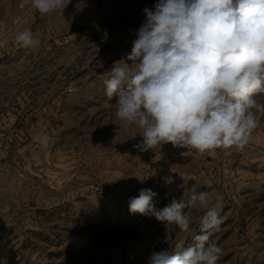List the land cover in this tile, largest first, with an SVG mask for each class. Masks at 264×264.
Returning a JSON list of instances; mask_svg holds the SVG:
<instances>
[{
  "label": "rangeland",
  "instance_id": "374dc122",
  "mask_svg": "<svg viewBox=\"0 0 264 264\" xmlns=\"http://www.w3.org/2000/svg\"><path fill=\"white\" fill-rule=\"evenodd\" d=\"M156 2L71 0L41 15L31 0H0V264H147L192 243L201 213L187 209L192 234L130 213L142 188L157 208L214 189L218 264H264V119L244 148L202 155L170 143L140 152L142 136L116 125L103 72ZM25 28L41 40L35 52L15 40Z\"/></svg>",
  "mask_w": 264,
  "mask_h": 264
},
{
  "label": "clouds",
  "instance_id": "9594fccd",
  "mask_svg": "<svg viewBox=\"0 0 264 264\" xmlns=\"http://www.w3.org/2000/svg\"><path fill=\"white\" fill-rule=\"evenodd\" d=\"M70 3L31 0L41 15L62 13ZM143 13L130 52L103 72L106 96L117 97L116 125L142 136L134 145L140 152L169 143L197 155L244 148L264 119V0H157ZM15 40L29 53L41 45L28 28ZM157 195L140 189L129 212L192 234L187 209H194L200 230L180 251L152 252L147 264H218L222 249L212 236L224 222L223 197L214 189L191 191L157 208Z\"/></svg>",
  "mask_w": 264,
  "mask_h": 264
}]
</instances>
